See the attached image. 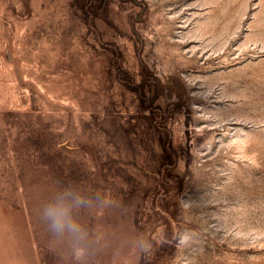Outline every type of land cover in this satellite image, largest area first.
Returning a JSON list of instances; mask_svg holds the SVG:
<instances>
[{"label": "rangeland", "instance_id": "rangeland-1", "mask_svg": "<svg viewBox=\"0 0 264 264\" xmlns=\"http://www.w3.org/2000/svg\"><path fill=\"white\" fill-rule=\"evenodd\" d=\"M68 186L94 264H264V0H0V264Z\"/></svg>", "mask_w": 264, "mask_h": 264}, {"label": "clouds", "instance_id": "clouds-1", "mask_svg": "<svg viewBox=\"0 0 264 264\" xmlns=\"http://www.w3.org/2000/svg\"><path fill=\"white\" fill-rule=\"evenodd\" d=\"M93 206V201L80 194L78 188L68 186L46 202L40 211L41 221L46 226L54 245H64L72 255L74 264H94L96 257L111 245L107 232L90 230L77 219L83 208ZM104 207L118 209L123 214L127 206L118 196L104 200ZM134 247L146 251V245L138 240Z\"/></svg>", "mask_w": 264, "mask_h": 264}]
</instances>
